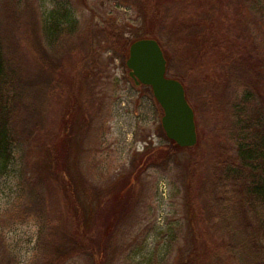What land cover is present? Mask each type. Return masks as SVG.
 <instances>
[{"label":"rangeland","instance_id":"374dc122","mask_svg":"<svg viewBox=\"0 0 264 264\" xmlns=\"http://www.w3.org/2000/svg\"><path fill=\"white\" fill-rule=\"evenodd\" d=\"M57 16L62 26L73 30L71 46L62 49L69 66L76 65L87 48L91 26L117 24L132 40L147 29L134 0H87V5L82 0H0L4 60L23 77L35 68L39 90L38 71L45 55L32 47L39 38L45 41L44 17L47 21ZM53 36L57 46H66L70 35ZM193 51L192 45L186 47V55ZM99 57L95 85L84 94L87 107L74 114L80 92L71 97L69 89L66 95L59 86L47 94L39 91L42 127L24 134L14 162L0 167V264H231L221 252L215 255L209 233L201 237L200 223L187 203V196L195 194L187 191V183L205 168L201 160L191 166L195 146L144 165L146 156L171 140L162 124L163 107L150 85L136 83L130 75L129 55L102 51ZM261 71V78L257 74L253 81L256 113L263 117L264 68ZM167 76H172L170 71ZM217 80L211 75L207 85L192 88L195 120L205 143L210 137L227 140L220 127L228 119L227 108L242 95L240 88ZM200 148L205 149L204 142ZM67 166L76 169L86 194L73 195L62 184L64 175L57 170L66 173ZM77 196L84 200L81 215L91 206L86 224H80L74 211Z\"/></svg>","mask_w":264,"mask_h":264},{"label":"trees","instance_id":"16d2710c","mask_svg":"<svg viewBox=\"0 0 264 264\" xmlns=\"http://www.w3.org/2000/svg\"><path fill=\"white\" fill-rule=\"evenodd\" d=\"M134 1L140 4L147 20L146 31L135 40L155 38L160 43L167 71L183 83L195 113L198 108L192 101V88L195 84L201 88L207 85L211 75L220 79L217 81L223 80L225 87L242 90L241 97L227 108L228 119L220 127L221 132L226 131L227 140L210 137L205 143L197 124L200 140L198 138L195 145L191 166L201 160L205 168L202 175L194 174L193 183H187V191L195 192L187 196V203L193 207L194 221L200 223L197 228L202 232L201 237L209 233L214 240L215 255L221 252L231 264H264V115L256 113L259 106L254 99L257 91L253 81L257 74L261 78L264 68V0ZM82 2L87 5V0ZM50 19H43L46 31L41 38L45 41L39 38V44L34 43L32 47V51L45 55L38 71L42 77L41 90L35 82V68H31L32 75H26L27 78L18 75L7 65L0 46V167L14 162V150L24 134L31 135L42 127L43 115H38L39 91L47 94L59 86L65 88L66 95L69 89L71 97L80 92L79 99H74L77 101L74 114H78L87 107L85 91L97 80L100 53L112 51L128 56L135 41L117 24L106 21L98 29L91 26L92 35L85 41L87 48L76 65L69 66L62 58V49L71 46L73 30L62 26L58 16ZM58 32L70 35L65 40L66 46L64 42L59 46L55 44L58 41L53 35ZM188 45L194 50L191 56L186 55ZM15 119L20 120L19 124L13 123ZM203 142L202 154L200 145ZM181 149L183 147L171 139L163 149L151 153L148 159L146 156L144 165L161 163L159 161L167 160ZM57 171L59 176L64 175L62 184L73 195L86 194L76 169L67 166L66 173ZM83 202L80 196L76 197L73 203L76 213L81 205L84 207ZM89 209L91 206L82 210V215L79 212L80 224L90 220L92 212ZM73 244L75 247L78 242ZM186 258L190 255L182 261Z\"/></svg>","mask_w":264,"mask_h":264},{"label":"water","instance_id":"95a60500","mask_svg":"<svg viewBox=\"0 0 264 264\" xmlns=\"http://www.w3.org/2000/svg\"><path fill=\"white\" fill-rule=\"evenodd\" d=\"M127 65L136 83L150 85L164 110L162 124L167 136L182 147L198 142L195 112L183 83L167 76V60L155 38L135 40L129 50Z\"/></svg>","mask_w":264,"mask_h":264}]
</instances>
